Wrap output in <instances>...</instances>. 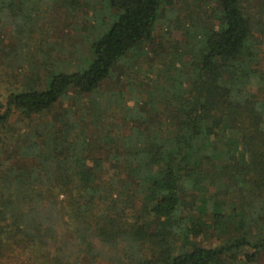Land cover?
Wrapping results in <instances>:
<instances>
[{
	"label": "trees",
	"instance_id": "obj_1",
	"mask_svg": "<svg viewBox=\"0 0 264 264\" xmlns=\"http://www.w3.org/2000/svg\"><path fill=\"white\" fill-rule=\"evenodd\" d=\"M50 1L0 0L16 36L4 65L21 70L33 58L21 39L39 21H71L81 8ZM166 1L101 0L110 13L107 22L94 13L88 54L57 63L45 54L50 76L28 62L20 89L11 83L0 128L16 112L29 132L9 140L23 163L0 161V258L264 264V22L245 16L242 0H212L207 21H175L185 47L168 44L176 52L155 64L150 84L100 91L116 65L159 56L144 44ZM65 98L69 108L46 118Z\"/></svg>",
	"mask_w": 264,
	"mask_h": 264
},
{
	"label": "rangeland",
	"instance_id": "obj_2",
	"mask_svg": "<svg viewBox=\"0 0 264 264\" xmlns=\"http://www.w3.org/2000/svg\"><path fill=\"white\" fill-rule=\"evenodd\" d=\"M63 0H51L49 5L53 8L60 6ZM80 4V9L74 14L71 21H59V20H45L39 21L36 27L37 32L31 36V38H23L21 41L25 46L21 49V52L28 54L33 58L28 57L26 63H35L41 68L42 77L46 78L54 71L56 66L54 64L52 67L45 68L41 65L44 62L43 57L45 54H51V57L57 63L58 60L63 59L67 56H73V58H82L88 54L89 46L88 41L91 36V29L93 26L97 25L96 21L93 19L95 12H100L104 14L103 20L101 22H107V15L110 12L103 10V2L101 0H76ZM95 1V3H94ZM201 8V10L199 9ZM215 7L212 0H167L161 7L158 17V22L155 27L154 39L151 43L144 44V48L147 50L159 51L155 56L149 53L148 56L141 61H137V64L132 65V62L120 63L115 66L113 70V76L106 79L100 85V91L107 93L111 91H127L128 80H132L133 84L144 85L146 87V82L149 84L151 81L149 79H154L156 74L157 64L159 61L165 59L164 54H171L174 48L178 46L180 49H184L185 45L181 39V33L174 28L175 21H188L185 20V15L193 14L199 18L197 21H207L206 15L212 12ZM97 10V11H95ZM241 10L243 14L249 17V20L253 24L264 22V6L263 0H242ZM63 16H61V19ZM8 21L0 20V114L5 111L4 101L7 96L9 89L12 91L11 83L16 81V87L20 89L21 82L23 80V74L27 72V64H23L20 70L17 67L10 68L2 63L3 52H6L9 47H13L16 41V36L14 29L9 26ZM257 25V24H256ZM55 46L54 48L48 47ZM168 44H173V47L168 48ZM143 46V45H142ZM135 55H128L126 58L133 57ZM144 58V57H143ZM71 60V59H70ZM152 64V67L150 66ZM128 67V70L126 69ZM151 68L150 71L147 69ZM261 71L264 74V65H262ZM20 70V71H19ZM137 70L142 71L143 74L137 75ZM140 73V72H139ZM142 83V84H141ZM252 91L256 92L259 90L254 86ZM147 93V91L145 90ZM145 97V95H144ZM144 99H147L145 97ZM143 99V100H144ZM160 100H157V103ZM71 103L70 98H65L61 100L60 103L56 104L51 110L45 115L48 119H55L61 113H63L67 108H69ZM160 106V104H159ZM149 107H145L144 110L148 111ZM18 114L16 112H10L7 123L0 128V161H7V164L23 163L21 159L17 156L19 151L18 146L14 144H9V140L12 137H16L18 134L29 132V127L26 126L25 121L17 122ZM232 135L225 134V137L221 142L225 143L224 147L228 149H234L235 142L232 140ZM26 137L20 138L18 144L25 145ZM16 160V161H15ZM27 161V160H26ZM16 162V163H17ZM17 163V164H18ZM53 252V251H51ZM8 257L0 258V264H43V259H34L33 261H27L24 255H14L9 254ZM96 264H109V262L103 261L101 259L96 260Z\"/></svg>",
	"mask_w": 264,
	"mask_h": 264
}]
</instances>
